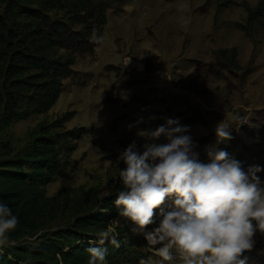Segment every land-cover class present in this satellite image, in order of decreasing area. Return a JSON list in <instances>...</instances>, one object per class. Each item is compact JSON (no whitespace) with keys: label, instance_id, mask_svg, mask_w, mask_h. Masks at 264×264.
Returning <instances> with one entry per match:
<instances>
[{"label":"rangeland","instance_id":"374dc122","mask_svg":"<svg viewBox=\"0 0 264 264\" xmlns=\"http://www.w3.org/2000/svg\"><path fill=\"white\" fill-rule=\"evenodd\" d=\"M120 2L106 13L101 42L76 55L56 104L26 121L0 123V159L5 160L32 141L39 127L57 123L62 132L82 134L71 141L61 173L44 191L61 210L52 220L47 214L44 232L28 233L23 243L71 223L76 201L116 195L122 187L121 152L133 142L143 151L149 141L138 131L154 130L165 118L191 127L200 162L208 163L207 149L217 145L244 170L264 168V0ZM50 16L63 19L62 13ZM223 120L233 124L232 139L218 143L214 129ZM257 175L264 181V170ZM155 219L148 229L158 226L160 218ZM132 227L121 217L106 226L141 238L146 247ZM253 238L254 247L241 258L264 264V233L257 231ZM145 247L143 258L151 255Z\"/></svg>","mask_w":264,"mask_h":264},{"label":"trees","instance_id":"16d2710c","mask_svg":"<svg viewBox=\"0 0 264 264\" xmlns=\"http://www.w3.org/2000/svg\"><path fill=\"white\" fill-rule=\"evenodd\" d=\"M120 1L0 0L1 124L46 114L56 104L76 55L92 50L93 30L99 34L107 11ZM52 13H62L63 19H52ZM60 128L57 123L39 127L20 152L0 159V201L19 218L10 237L15 246L0 252V264H87L89 242L119 217L116 195L101 201L92 196L75 202L71 223L46 229L33 243L21 242L30 232H44L45 216L52 220L61 210L56 198H44V191L61 173L63 155L72 152L71 141L82 134ZM118 235L121 247L104 245L106 264H139L143 240Z\"/></svg>","mask_w":264,"mask_h":264},{"label":"clouds","instance_id":"9594fccd","mask_svg":"<svg viewBox=\"0 0 264 264\" xmlns=\"http://www.w3.org/2000/svg\"><path fill=\"white\" fill-rule=\"evenodd\" d=\"M89 39L100 43L102 37L94 29ZM232 126L225 120L217 123L218 143L232 139ZM190 131L179 118L138 131L149 142L143 151L133 142L119 156L125 167L118 173L122 188L115 192L118 216L147 242L151 255L139 264H247L242 253L254 247L257 231L264 233V181L257 175L264 168L244 170L217 145L207 149L209 162L202 163ZM155 217L158 226L148 229ZM18 224L17 215L0 201V251L11 246ZM106 243L121 247L112 228L100 230L89 242L87 264H106Z\"/></svg>","mask_w":264,"mask_h":264}]
</instances>
